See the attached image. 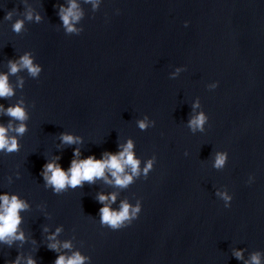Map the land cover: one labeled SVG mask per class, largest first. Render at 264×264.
<instances>
[{
  "label": "clouds",
  "instance_id": "9594fccd",
  "mask_svg": "<svg viewBox=\"0 0 264 264\" xmlns=\"http://www.w3.org/2000/svg\"><path fill=\"white\" fill-rule=\"evenodd\" d=\"M26 9L23 14L16 8L6 11L3 21L11 22V31L20 35L27 31V23L39 24L44 17L37 7H32L27 0H21ZM89 3L92 12H97L104 0H84ZM56 15L59 18V27L65 35H79L84 28L81 21L86 13L81 7L80 0H62L53 5ZM119 14V9H116ZM15 17V19H14ZM189 22L185 21L184 26L188 27ZM6 70H0V101H13L10 103L0 102V155H9L20 151V139L28 131V121L30 119L29 109L34 107L33 103H28L23 96L22 90L25 85V77L21 73H26L28 77L38 80L43 66L36 62L35 55L31 50H25L14 58L5 62ZM185 66H176L169 73L170 79L177 78ZM11 77H16L15 82ZM219 86V81H212L206 85L209 91L215 90ZM18 90L20 95H17ZM7 117V119H3ZM155 120L147 114L135 120L136 127L141 131L155 126ZM209 125V116L204 111L200 98L195 97L190 104L185 126L193 134L204 133ZM57 151L61 152L66 147L72 148V155L68 167L61 165L62 155L52 154L45 157V163L41 166L39 175L43 181V187L53 194L59 195L68 190L83 188L87 183L89 186L97 185L100 181L109 186L108 191L97 190L93 199L100 205L96 216L102 228L111 231H119L132 224L139 218L142 212V199L130 200L121 193L127 190L137 180L147 179L154 170L157 163L155 154L142 159L136 153V144L131 137L122 141L117 138L116 150H104L99 157L95 153L85 156L82 152L85 143L84 137L68 131H62L56 135ZM75 146V147H73ZM187 150L184 156H188ZM229 153L226 150H215L210 154V166L212 169L221 171L228 162ZM13 176L20 178V172L16 171L6 177L7 183H13ZM256 180L254 174H249L245 183L252 185ZM214 196L223 202L224 208H230L233 194L226 186L215 189ZM42 211L44 205H37ZM32 204L17 192L0 190V247L12 248L15 246L17 255L14 259L5 260V264H38L32 253L25 254L21 251L26 243L38 245L33 237L26 233L23 222V213L30 211ZM45 218H50V214L45 212ZM64 232L62 224L54 228L48 224L41 227L42 241L40 244L56 254L53 264H92V257L85 255L79 248L74 246L71 238L61 239ZM38 249V248H37ZM36 249V251H37ZM231 256L242 264H264V251L247 248L233 247Z\"/></svg>",
  "mask_w": 264,
  "mask_h": 264
}]
</instances>
